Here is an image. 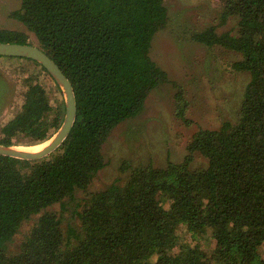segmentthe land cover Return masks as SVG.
Instances as JSON below:
<instances>
[{"label": "trees", "instance_id": "16d2710c", "mask_svg": "<svg viewBox=\"0 0 264 264\" xmlns=\"http://www.w3.org/2000/svg\"><path fill=\"white\" fill-rule=\"evenodd\" d=\"M219 3L220 23L234 18L235 32L210 25L192 38L241 54L233 67L250 81L237 121L195 132L180 162L122 166L129 171L124 182L88 194L78 231L65 230L53 207L88 192L106 166L104 145L115 128L171 82L150 53L169 13L165 0H21L12 15L72 82L77 116L50 155H0V264H264V0ZM0 42L29 43L12 29H0ZM9 58L39 65L62 92L37 61ZM26 82L22 106L1 128L2 145L42 144L64 121L65 103L53 105L34 76ZM173 86L175 114L188 122L183 87ZM196 154L207 164L194 167ZM33 215H39L33 227L10 250ZM182 229L208 237L207 247L184 240Z\"/></svg>", "mask_w": 264, "mask_h": 264}, {"label": "rangeland", "instance_id": "374dc122", "mask_svg": "<svg viewBox=\"0 0 264 264\" xmlns=\"http://www.w3.org/2000/svg\"><path fill=\"white\" fill-rule=\"evenodd\" d=\"M165 5L169 23L154 36L150 53L168 72L171 82L156 87L149 94L143 111L115 128L104 145L106 166L95 174L88 192L77 191L63 205L53 207L65 230L74 227L80 231L78 212L83 209L89 193L102 190L116 180H126L129 171L122 166L134 167L148 162L163 166L168 159L180 162L188 153L187 146L195 132L219 128L224 121L236 122L239 117L244 91L250 81L248 73L233 67V63L242 59L241 54L221 46L208 47L192 38L194 32L210 25H216L219 33L235 32L236 20L231 18L226 24L220 23L219 0H165ZM20 7L21 0H0V29L25 32L30 44L40 46L36 35L12 15ZM32 76L46 88L53 105L64 102L62 92L39 65L26 59L0 57V137L2 126L22 106L26 79ZM173 82L183 87L188 122L175 114ZM43 146L26 147L38 151ZM206 164V158L196 154L193 166ZM38 217L33 215L24 221L9 243L10 250L17 249ZM181 234L184 240L200 243L204 248L209 243L208 237L197 239L186 229H182Z\"/></svg>", "mask_w": 264, "mask_h": 264}, {"label": "water", "instance_id": "95a60500", "mask_svg": "<svg viewBox=\"0 0 264 264\" xmlns=\"http://www.w3.org/2000/svg\"><path fill=\"white\" fill-rule=\"evenodd\" d=\"M0 56L30 58L37 61L47 69L62 90L66 109L64 121L59 130L48 140L50 142L47 146L38 151H28L18 149L17 146L0 144V155L27 160L44 158L55 152L63 144L75 123L77 104L73 84L41 46L30 43L0 42Z\"/></svg>", "mask_w": 264, "mask_h": 264}, {"label": "bare ground", "instance_id": "6f19581e", "mask_svg": "<svg viewBox=\"0 0 264 264\" xmlns=\"http://www.w3.org/2000/svg\"><path fill=\"white\" fill-rule=\"evenodd\" d=\"M49 142L50 141H47V142H44L43 144L45 145V146H47L48 144H49ZM39 145H42V144H39ZM33 146H37V145H33ZM45 146H43L42 148H44ZM21 147V148H20ZM23 147H25V148H23ZM18 149H22V150H28V151H35L34 149H32L31 147H26V146H18L17 147ZM41 148V149H42ZM40 149V150H41Z\"/></svg>", "mask_w": 264, "mask_h": 264}]
</instances>
